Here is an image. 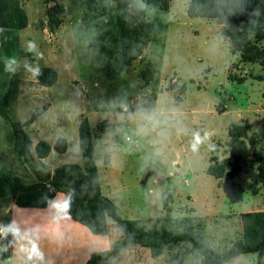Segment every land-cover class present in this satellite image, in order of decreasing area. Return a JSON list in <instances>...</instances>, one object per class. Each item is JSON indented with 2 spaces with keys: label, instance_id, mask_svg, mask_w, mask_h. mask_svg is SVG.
I'll return each instance as SVG.
<instances>
[{
  "label": "rangeland",
  "instance_id": "rangeland-1",
  "mask_svg": "<svg viewBox=\"0 0 264 264\" xmlns=\"http://www.w3.org/2000/svg\"><path fill=\"white\" fill-rule=\"evenodd\" d=\"M188 1L171 0L166 10H158L141 0H103L101 14L88 10L85 0H0V21L14 5L26 19L25 26L7 38L0 33L5 42L9 40L0 54L5 45L14 54L7 59L8 75L16 80L9 92V111L25 123L30 139L66 140L63 154L53 151L46 158L47 172L63 163L81 165L77 129L82 117L92 134L97 123L106 120L107 129L95 146V162L100 191L113 201L116 213L148 225L165 215L176 228L190 221L208 246L220 252L241 237V212L264 210V183L257 181L249 145L252 141L264 153V56L244 61L240 51L231 50L236 53L232 54L215 44L209 37L217 33V23L189 17ZM122 16L147 39L129 64L121 58L123 32L117 21ZM256 44L264 49V34ZM42 67L55 71L49 86L39 84L32 72ZM181 85L184 91L179 93ZM243 118L250 128L239 175L227 180L208 175V157L219 161L228 155L227 124ZM104 153L107 164L102 161ZM0 160L24 181L35 179L9 149L0 151ZM30 163L39 167L33 150ZM164 190L172 197L168 212L161 207ZM12 203L9 194L0 196V228L8 229ZM108 228L110 234L102 237L95 251L110 249L119 238V228L110 221ZM26 241L16 236L9 252L7 231L0 232V264H51L44 255L43 260H29L21 250ZM254 263L253 253H241L223 264ZM100 264H199V260L189 243L178 242L157 257L145 247L128 246Z\"/></svg>",
  "mask_w": 264,
  "mask_h": 264
},
{
  "label": "trees",
  "instance_id": "trees-1",
  "mask_svg": "<svg viewBox=\"0 0 264 264\" xmlns=\"http://www.w3.org/2000/svg\"><path fill=\"white\" fill-rule=\"evenodd\" d=\"M49 1V0H44ZM144 4L158 10H166L171 0H141ZM88 10L105 14L103 0H85ZM189 17H202L221 24L220 34L226 37L231 50L241 52L242 60L258 61L264 56V49L256 46V42L264 34V0H189L186 5ZM121 25V58L129 64L136 59L146 46L147 39L140 36L136 25H129L127 17L122 16L117 21ZM7 28L21 29L26 24L23 11L16 5L5 12L0 21ZM249 36H252L251 39ZM9 61V60H8ZM39 84L51 85L55 80V71L50 67L39 68L35 74ZM16 86V80L9 74L3 94L0 96V117L7 124L13 136V144L9 149L12 154L22 160L32 170L35 181L25 183L18 176L13 175L11 167L0 160V196L9 194L13 203L20 207L44 208L48 205L56 192L67 198L71 194V205L68 216L84 225L92 234L109 235L108 221L121 230L119 238L110 249L92 251L83 264H100L128 246L145 247L151 257L159 256L163 249L178 242H187L198 257L199 264H223L241 253H253L254 264H262L264 258V210L245 211L239 214L241 222V237L232 240L222 251L211 249L203 236L190 222L185 221L180 228L172 225L168 215L157 218L156 223L146 224L141 219H124L116 213L113 201L100 191V184L96 169L95 146L100 135L107 129V121L101 120L96 125L97 132L92 134L88 120L82 117L78 123V148L81 165L63 163L56 166L51 173L45 170V164L39 159L45 158L50 150L49 144L38 140L34 145L35 155L39 167L30 163L31 141L21 123L9 111L10 88ZM179 93L184 91L181 85ZM175 102L179 96H175ZM250 123L246 119L227 124L226 145L228 155L215 161V157H208L205 172L216 179H230L239 175L244 165L243 155L247 150ZM251 157L255 161L257 181L264 183V153L249 142ZM213 145L208 146L211 152ZM66 141L58 136L54 139L52 149L58 153L64 152ZM104 164L108 163L106 153L102 156ZM172 197L167 190L163 191L161 207L169 211ZM182 254V259L186 256Z\"/></svg>",
  "mask_w": 264,
  "mask_h": 264
},
{
  "label": "crops",
  "instance_id": "crops-1",
  "mask_svg": "<svg viewBox=\"0 0 264 264\" xmlns=\"http://www.w3.org/2000/svg\"><path fill=\"white\" fill-rule=\"evenodd\" d=\"M217 25H218L217 33H215L214 35H210L209 38L213 39L215 41V44H219L225 50L227 49L232 54H236L231 51V47L228 39L220 34L221 24L217 23ZM17 30L19 29L4 28L2 30L0 29V33H6L7 34L6 38H7L9 36V33L13 34ZM6 40H7L6 42H9L8 39ZM6 42L4 37L3 38L0 37V48ZM10 51L12 50L9 48L8 45H5L1 49L0 96L3 94L5 90L6 79L8 76L7 59L14 55L11 54ZM35 124H36L35 121H33L31 126L34 125V128L37 130L36 133L39 136L40 129L37 126L38 124L36 125ZM24 130L28 135V132L25 129V127ZM37 140H43V139L39 138L36 139L35 141H32L30 139L31 155H32V150L35 155L34 145L37 142ZM53 141L52 142L46 141L50 146V150L45 158L39 159L44 164H46L45 163L46 158H48L49 155H52L54 151L52 149ZM12 144H13V136L11 130L9 126L5 124L2 118L0 117V151L5 149H10ZM54 152L56 154H61L56 151ZM35 158H37L36 155ZM52 171H49V173H51ZM19 178L25 183L35 181V179L32 181H24L21 177ZM61 199H65L64 194L60 192H56L52 197V199L50 200V202L48 203V205L44 208L20 207L12 203L10 208L11 209L10 219L7 227L9 228L11 226L18 228L19 235H15L13 234V232L7 231V242H6L7 250L9 252L11 251L10 250L11 242L12 239L14 240L16 236L21 238L26 237L25 239H27L26 241L27 244L25 245V247L27 248L31 247L29 240L35 241L40 251L44 253L43 255L48 256L49 260L51 261V264H83L85 260L88 258L90 252L95 251L97 249L95 246H97L99 241L102 239V237H105L106 235L92 234L84 225L72 220L68 216V214L65 215L63 213L57 212V210L52 205L54 201Z\"/></svg>",
  "mask_w": 264,
  "mask_h": 264
},
{
  "label": "clouds",
  "instance_id": "clouds-1",
  "mask_svg": "<svg viewBox=\"0 0 264 264\" xmlns=\"http://www.w3.org/2000/svg\"><path fill=\"white\" fill-rule=\"evenodd\" d=\"M35 47V45H30V48ZM33 74H39V68L32 69ZM197 143H200L199 137H197ZM71 205V194L65 199L57 200L53 202V207L59 213L67 214L68 210ZM11 231L15 235H19V229L15 227H9L8 229L0 228V232ZM26 238V237H23ZM31 244L30 248L23 247L21 248L22 251L27 253V257L29 260H33V258L37 260H43V253L40 251L39 247L37 246L35 241L29 240Z\"/></svg>",
  "mask_w": 264,
  "mask_h": 264
},
{
  "label": "built area",
  "instance_id": "built-area-1",
  "mask_svg": "<svg viewBox=\"0 0 264 264\" xmlns=\"http://www.w3.org/2000/svg\"><path fill=\"white\" fill-rule=\"evenodd\" d=\"M126 139H128V138H126Z\"/></svg>",
  "mask_w": 264,
  "mask_h": 264
}]
</instances>
